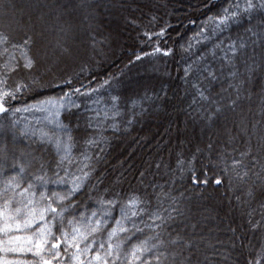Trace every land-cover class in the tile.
<instances>
[{"label": "snow or ice", "instance_id": "snow-or-ice-1", "mask_svg": "<svg viewBox=\"0 0 264 264\" xmlns=\"http://www.w3.org/2000/svg\"><path fill=\"white\" fill-rule=\"evenodd\" d=\"M110 7L107 0H25L21 5L0 0L5 16L0 25V264H216L217 257L221 264H236L228 248L238 243L249 249L246 264H264V236L252 255V239L244 244L245 236L237 235L243 225L230 226L235 239L225 248L218 233L198 227L207 217L193 222V195L174 194L185 174L193 189L207 184L196 176V162L204 156L220 177L215 185L226 182L231 192L241 193L235 199L248 209L241 213L248 231L264 229V85L255 114L260 119L250 123L242 108L251 101L249 85L255 86L257 74L264 79V0H227L181 45L185 111L205 129L220 125L227 139L217 146L210 138L206 148L178 158L165 183H145L141 173V186L129 189L98 177L94 182L108 143L105 133L121 130L122 98L113 94L119 92V76L109 75L95 87L91 81L73 87L72 77L57 71L78 54L69 39L86 36L85 47L102 54L98 21L101 10ZM156 20L128 21L144 29L145 42L155 41L153 51L136 61L173 54L159 46L168 25L147 30ZM233 27L242 29L234 37ZM51 88L61 94L44 96ZM144 103L132 102L127 125L147 111ZM77 112L86 132L82 145L73 135L81 127L79 118L72 122ZM20 113L33 116L35 126L22 125ZM257 190L262 197L258 220L252 206Z\"/></svg>", "mask_w": 264, "mask_h": 264}, {"label": "trees", "instance_id": "trees-1", "mask_svg": "<svg viewBox=\"0 0 264 264\" xmlns=\"http://www.w3.org/2000/svg\"><path fill=\"white\" fill-rule=\"evenodd\" d=\"M107 2L111 5L109 8L111 12L114 9L122 11L127 23L129 19H136L138 24L147 25L149 16H155L157 18L155 25L148 26L147 30L158 32L161 27L168 25V30L165 36L161 38L159 46L162 51L173 49V54L169 56L156 54L136 61L137 55L143 56L144 53L153 51L155 41L151 44L145 42L141 35L144 29L132 24L131 36L128 41L117 46L121 48L116 56H109L95 66L72 77L73 87L88 85L90 81L92 82L91 86L95 87L96 83L108 78L109 75H118L119 80L126 78L124 71L134 69L141 64L147 66L144 67L146 76L150 74L157 76L159 81L156 85L145 87L140 93H133L126 99H123L125 97L124 93L122 94L120 91L121 89L118 93H113L114 95L120 94L122 98L124 115L120 117L121 130L117 133H113L111 130L105 133L108 137V143L103 145L104 151L100 154L101 158L96 165L97 171L94 182L95 178L98 177L104 180L106 184L119 182L125 189L139 188L141 186V173H144L145 183H165L170 179L171 172L176 169L178 158H190L196 153L197 148H206L210 138L217 146L227 139L225 133L217 135V129H223L220 125L205 129L199 122L194 123L193 118L187 114L185 111L187 98L184 97L185 86L181 70L183 67L181 45L199 30L202 20L209 15L217 14L222 7L226 6L227 0H107ZM209 2L211 7L207 6ZM137 3H142L144 6L138 8L136 7ZM237 31H242V29L238 30L233 27L231 35L234 37ZM224 35L227 36L229 33L225 32ZM103 45L108 46V43L105 41ZM103 52L102 50V56L105 55ZM260 76L261 74L258 73L255 86L249 85V90L252 93L251 101H245L242 104L245 116L249 118L250 123L255 119H260L258 115H255L261 106V85H264V79L259 78ZM63 90L67 91V86H64ZM58 94H61L60 88L46 89L43 92L44 96ZM33 99V97H27L26 102L31 103ZM140 100L145 101L144 107L147 111L143 115L135 116L133 122L127 125L125 121L133 117L132 102ZM13 106L18 107L20 104L14 102ZM136 111L138 112L139 109L137 108ZM77 118H79L81 127L73 135L77 143L82 145V138L86 132L80 112H77L76 116L73 117V124L77 122ZM17 119L23 123L22 113L18 114ZM182 123L187 126H190L191 123L194 128L201 129L199 130L201 135L207 134L208 136L201 137V140L195 139L193 143L188 144L184 141L185 139L182 140L181 134L184 133L178 134L177 131H174V134L166 135V132L173 128L177 129ZM187 134L190 135L191 133ZM120 143H124V146L119 147ZM90 154L95 155V152L90 151ZM74 155H78V153L74 151ZM157 165L160 167L157 168ZM196 176L201 182L207 180V184H200L193 189L191 178L185 174L183 181L175 186L176 192L174 193L179 194V192L184 191L186 195H193V222L201 220V217H207V221L200 223L199 228H202L204 232L212 230L218 233V239L224 242L225 248H228L230 239H235L227 229L230 226L243 225V228L237 229V235L245 236L244 244H248L249 237L252 239V245L255 246L252 252L254 255L255 249L259 248L261 237L264 236V229L256 233L248 231V225L245 223L247 217L241 215L248 209L238 207L235 199V196L241 195V193L231 192L226 182L216 186L215 180L220 177L211 169L204 156H200L196 162ZM261 199L259 190H257L256 202L252 205L256 208L257 214L254 219L257 220L260 219L259 202ZM217 202L221 203L223 209H217ZM230 209L237 212L236 218L226 213L225 210ZM228 250L231 252V260L235 261L236 264H246V260L251 258L249 249L240 246L239 243L236 249L228 248ZM0 255L3 254L0 253ZM8 258L16 257L9 256ZM216 264H221L218 257Z\"/></svg>", "mask_w": 264, "mask_h": 264}, {"label": "rangeland", "instance_id": "rangeland-1", "mask_svg": "<svg viewBox=\"0 0 264 264\" xmlns=\"http://www.w3.org/2000/svg\"><path fill=\"white\" fill-rule=\"evenodd\" d=\"M6 2L21 5L25 2V0H6ZM142 6H144L142 3H137L136 7L141 8ZM0 16V25H3L5 23V16L3 10H0ZM98 23L100 26L97 30V39H102L108 43V46L103 45V53L105 55L102 56V54H95L93 56L92 51L89 48L85 47V44L88 43L86 36L81 35L79 39L74 41L69 39V45L74 50H76L78 54L68 57L63 63L60 64L57 71L63 72L65 77L77 76V74L81 72L82 68L86 70L87 68L93 67L99 62H102V60H105L109 56H116L120 51L119 49L121 48L117 46L122 44V42L128 41L131 36L132 24H129V22L127 23V19L123 17V13L121 10L114 9L113 12H111L110 10L106 12L101 10V16L99 18ZM144 67L147 66L139 64L134 69H131L126 72L124 71V76H126V78H122L119 80V89H121L120 91L122 92V94L124 93L125 97L123 99H126L133 93H140L143 89H145V87L156 85L159 82L157 76H153L151 74L146 76L144 74L146 71ZM22 115L24 118L22 125L24 123H31L33 126H35V118L33 116H31L29 113H22ZM228 127H231V124H229ZM164 130H166V128H164ZM199 130L201 129L194 128L191 123L190 126H187L185 123H182V125H179L177 129H170L169 132H166V135L170 136V134H174V131H177L176 133L178 134L184 133L181 134L183 136L182 140L185 139V142L191 144L195 141V139L201 140V137L208 136L207 134L204 136L201 135ZM217 130V135L225 133L224 128ZM152 131H154V129H152ZM187 133L191 134L188 135ZM121 146L123 147L124 143H120L119 147ZM216 206L218 207L217 209H223L220 202H217ZM211 209L214 208L211 207ZM225 211L231 217L236 218L238 216L237 212L231 209ZM199 226L200 225H198V227Z\"/></svg>", "mask_w": 264, "mask_h": 264}]
</instances>
